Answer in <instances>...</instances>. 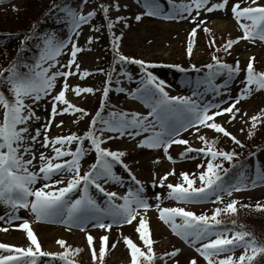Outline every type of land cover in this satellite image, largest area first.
Wrapping results in <instances>:
<instances>
[{"label": "rangeland", "instance_id": "374dc122", "mask_svg": "<svg viewBox=\"0 0 264 264\" xmlns=\"http://www.w3.org/2000/svg\"><path fill=\"white\" fill-rule=\"evenodd\" d=\"M191 2L192 0H171L170 3L169 0H159L160 10L156 15L150 16L146 14V0H108V6L106 3H103V6L109 8L107 19L114 22L111 30H109L105 24L107 19L102 15L98 0H87V3H84V0H77L75 11L84 15L94 11L97 14V9L99 12L87 24L82 25L78 29V35H75L72 29L66 28L68 23L66 22L65 13L59 14L57 20L50 22L47 29L49 32L48 36L46 38L40 37L37 40L42 53L46 46V40L49 38L59 43L65 39L63 43L67 44V47L61 48L60 54L55 59L49 60L47 63L40 62L43 68L48 69V75L50 76L58 71H68L62 65L67 64L71 59L73 43L81 49L76 57L80 72H88L90 75L83 79L80 78L79 74L69 76L67 79L68 91L66 92V100L73 106L86 111L88 115L82 119V113L56 115L52 121L50 131L47 132L49 139L66 137L70 134L82 137L89 131L92 118L101 106L102 100L112 106H121L126 110L128 118H132L133 115L143 118L151 112L152 101L147 96L137 93V89L142 87L141 81L146 80V75L134 64L126 63V65L122 66V71L118 68L116 71L115 68L116 80L106 83L110 90L108 96L104 97L103 93L106 84L103 87V75L99 73L98 66L110 54L112 57L114 53H117L128 59L139 60L146 65H151V67H147L146 71L156 77L158 82H162L164 91L167 92L169 97L191 98L201 106L211 104L219 105L220 108H227L245 87L243 82L246 79V69L250 58H255L253 61L254 72L264 74V41L260 39H241L243 31L233 17L232 5L239 2V0H228L224 10L207 12L206 9L211 7L212 4L222 2V0H209V3L200 10L198 16L194 5L191 16L187 13L178 14L180 5L190 4ZM258 3L264 6V0H258ZM172 5L177 7L173 8ZM27 6L28 0H0V11H13L16 7H20L23 10ZM117 6L119 11H116ZM247 6L255 5H251L250 0L248 3H241V7ZM137 16L141 17L139 21L136 19ZM118 18L119 22L116 23L115 21ZM193 18H195V23L192 22ZM200 21H204V23H200ZM240 23L250 24L251 22L241 20ZM194 28L197 29V35L195 38H191L190 33ZM205 29L208 31H205ZM116 37H119L118 50L113 45ZM89 38H92L91 43H89ZM229 40H238L239 42L234 43L228 51H224V45ZM189 43L192 44L190 61L194 69L186 71L184 73L185 77L182 78L181 73L175 69L178 65L185 63L184 57L189 55L187 51ZM217 55H221L219 59L221 64H226L232 68H235L238 62L239 72L229 73L226 69H222L219 72L212 73V82L202 83L203 69L208 63L213 61L212 57ZM52 64L56 66L50 67ZM72 71H77L75 65H73ZM64 83L63 77H58L51 93L39 102H34L31 98H25V103L34 111V117L29 121L27 127L32 134H35L36 129L41 131V136L37 142L33 143L30 140L26 142L31 150L26 154L22 152L25 161L32 160L28 170L38 174L36 182L30 186L34 190L43 188L45 184L52 183V181H45L40 178L42 174L39 173L42 163L40 160L41 153L47 157L54 155L51 145L47 148L43 147L45 134L43 125L49 119L53 102L52 98L60 92ZM77 86L80 88H92L93 93H82L77 96L71 90ZM65 107L66 105L57 104L58 111H62ZM181 107L180 105H173V112L169 113L171 120L176 122L177 127L181 117L180 113L175 110ZM236 109L239 111L236 112L234 109L236 118L232 119L230 123L231 114L217 116L214 121L209 123L214 122L221 125L236 140L244 141L255 129L252 127L251 118L253 116H259L260 118L264 116V90L257 91L256 86L253 85L252 90L247 94V98L241 100L236 105ZM216 110L215 107L212 109L213 112ZM24 114L27 115V112L25 111ZM0 120H2V109H0ZM149 121L156 125L155 131L161 130L155 117L150 116ZM61 122H63L62 126L57 127L56 125L61 124ZM98 124L103 127L102 123ZM147 124L148 122L146 121L145 125L147 126ZM130 131L134 132L136 129H130ZM152 131L150 128L148 132H141L140 135L134 138L127 133L123 136H120L117 132L108 131H105L102 136L101 133L98 134L106 141V143L101 145L102 148L125 153L121 159L127 165L128 173L114 169L116 177L119 179L103 181L108 191L117 193L121 197V200L115 199L119 205L123 203L122 198L129 193V190L135 191L141 186L144 189L142 197L147 200L149 208L147 211L142 208L139 209L137 218L132 224L115 225L110 231H106L95 227V221H86L83 225L85 230L82 231L79 225L66 224L59 217L38 222L30 208L12 209L6 204H0V218H2L0 219V228L8 229L7 231L0 230V244L29 247L26 233L20 230V226L24 222H28L44 251L61 254L67 252L73 255L74 251L79 250L83 264L94 262L86 239L88 235H91L94 240L93 247L97 250L95 264H131L130 250L125 245L124 239H131L143 252L147 249L136 232L139 220L143 217L148 223L151 239H154L152 251L162 250L166 254L177 252L173 257L182 262L196 261V264H208V261L197 249L203 243L208 242V240L215 239L216 236L212 235L207 240L193 244L192 238L185 239L174 234L171 226L159 219L157 205H159L160 209L183 208L196 216L211 217L217 209H222L231 200L245 199L258 202V199L264 197V179H261V177H264V157L261 154L258 155L259 162H254L253 160L251 163L252 168L243 171L234 185L225 187L228 190L233 186H239V191L232 190L230 195L227 191H220L218 192L219 198L216 194H213L200 201L184 203L169 198L167 185L182 184L181 173H187L190 178L195 180L193 186L198 188L201 184L199 176L206 171L208 162L211 161L213 164H218L220 161L212 160L211 156H206L197 151L190 152L185 157H182L181 153H184L188 147L193 149L204 148L207 151V145L214 140L221 144L220 148L214 147L215 150L229 152V148L232 146L231 138L203 126H199V130L196 127H189L187 131L181 130L180 134L175 137L176 139L188 141V144H173L166 155L162 148L151 149L138 146L152 135ZM201 136L204 137V140L200 139ZM109 137L113 138L108 139ZM56 147L60 146L56 145ZM76 147V142H73L70 146L65 145V148L70 151H75ZM83 147L87 150V154L80 162L81 171L91 165L95 158V152L92 150L90 141H85ZM168 156L172 158L171 161ZM63 159L70 160L71 157H64ZM198 165L201 167H198ZM257 169L260 171L259 174H257ZM172 172L175 174L168 175L164 185L160 186L161 177ZM71 178V173H64V184L56 185L54 188L46 190L55 191L59 187H64L67 180ZM59 179H61V176L53 177V181ZM253 181L256 182L253 183ZM184 186L186 187L187 185ZM157 195L160 196L159 200H157ZM75 198L76 196L72 195L73 201ZM31 199L33 198L29 197V200ZM95 199L99 204L104 203L99 197ZM10 215L19 217V219H13L9 222ZM220 217L222 216L220 215ZM104 222L106 224L111 223V220L105 219ZM175 223L181 224V218L176 217ZM226 233L228 238L232 237L233 233ZM103 236L108 237L109 244L105 257L101 261L99 248L100 238ZM57 241H64V246L61 247ZM112 244H115L114 248L111 247ZM47 246H51V248H46ZM244 251H246L245 246H238L233 248L231 252L223 253L214 259L219 261L229 256L232 258L240 257L245 254ZM8 254L0 250V255ZM41 263L59 264L55 261H42ZM140 264H147V262L142 260ZM166 264H173V259H167Z\"/></svg>", "mask_w": 264, "mask_h": 264}, {"label": "snow or ice", "instance_id": "6c2138e0", "mask_svg": "<svg viewBox=\"0 0 264 264\" xmlns=\"http://www.w3.org/2000/svg\"><path fill=\"white\" fill-rule=\"evenodd\" d=\"M169 2L171 3V0H169ZM248 2L249 0H239V2L233 4L231 8L233 17L237 20L243 31L241 39H260L264 41V6L260 5L258 0H250V4L255 6L241 7V3ZM84 3H87V0H84ZM208 3L209 0H192L190 4L180 5L178 14L183 15L187 13L191 16L194 5L198 16L200 10ZM227 4L228 0H222V2L212 4V6L208 7L206 10L207 12L224 10ZM145 7L147 9L146 14L150 16L156 15L160 10V6L156 0H147ZM172 7L176 8L177 6L172 5ZM102 11L107 19L109 8L102 6ZM116 11H119L118 6L116 7ZM94 16L95 12H88L87 15H84L75 10L68 9L66 11V22L70 25L73 33L78 35V29L82 25L87 24ZM136 19L139 21L141 17L137 16ZM241 20H247L251 23H240ZM115 22L118 23L119 18ZM192 22H196L195 18H193ZM113 23L114 22L111 20L108 21L107 26L109 30H111ZM200 23H204V21H200ZM205 31L208 30L205 29ZM196 35L197 29L194 28L190 33V37L195 38ZM91 42L92 38H89V43ZM238 42V40H229L224 45V51H228L234 43ZM113 45L114 48L118 50L119 37L114 39ZM63 47H67V44L63 42L56 43L52 38L47 39L45 49L40 57L41 61L47 63L49 60L55 59V57L60 54V50ZM80 51L81 49L73 43L71 47V59L67 64L62 65V67L68 69V71H58L50 76L48 75V69L43 68L41 63L35 65V69H40L38 72L35 71V69H29V72L21 73L17 65H12L4 71H0V82H6L13 94L12 101H9L3 94H0V109H2V120H0V204H6L12 209L30 208L38 222L59 217L63 219L66 224L79 225L82 231L85 230L83 225L86 221H95V227L106 231H110L115 225L132 224L137 218L138 210L142 208L147 211L149 204L147 200L142 197V193L144 192L142 186L135 191L129 190V193L122 198V204L114 205L111 203V201L116 198V193L106 192L99 181L108 179L118 180L119 178L114 176L113 165H121L125 170H127V165H124L121 159L125 153L111 151L101 147L102 144L106 143V141L101 138L102 134L105 131L117 132L120 136L127 133L134 138L140 135L141 132H148L151 128L153 130L152 135L142 141L138 146L151 149L162 148L166 155L173 144H188V141L176 139L175 137L180 134L181 130L187 131L189 127H196L197 130H199V126L210 128L217 133H222L225 137L231 138L234 143L240 144V141L231 136L221 125L209 122L214 121L217 116L231 114L230 123L232 119L236 118L234 109L236 112L239 111L236 109V105L239 104L241 100L247 98V94L252 90L253 85L256 86L257 91L264 90V74L254 72L253 61L255 58H250L247 66L246 79L243 82L245 87L227 108H220L219 105L211 104L201 106L191 98L169 97L167 92L164 91L162 82H158L156 77L151 73H146V80L141 81L142 87L137 89V93L147 96L148 99L152 101L151 112H149L148 116L140 118L133 115L129 120L126 113H112L111 119L105 120L101 118L100 111H97L96 116L90 123L89 131L82 137L70 134L66 137H57L50 140L47 132L50 131L52 121L56 115L82 113L81 119L88 115L86 111L73 106L66 100L68 77L79 74L80 78L83 79L90 75L88 72H80L79 64L76 63V57ZM187 51L189 56H191V43H189ZM212 59L217 69H226L229 73L239 72L238 62L237 66L232 68L226 64H221L216 56H213ZM118 62L138 64L141 66L142 70L151 67V65H145L144 62L139 60H129L123 55L118 56ZM73 65L76 67V72L72 71ZM55 66V64L50 65V67ZM206 67L211 70L213 65H207ZM5 73H7V75H5ZM58 77H63L65 83L60 92L52 98L51 113L47 123L43 125L45 133L43 137V147L47 148L51 145L54 155L47 157L41 153L40 160L42 163L39 168V173L42 174L40 178L45 181H52V183L45 184L43 188L34 190L30 186L36 182L38 174L28 170V166L32 164V160L25 161L23 159V154L31 150L26 142L29 140L33 143L37 142L38 138L41 136V131L40 129H36L35 134H32L27 127L29 121L34 117V111L25 103V98H31L34 102H39L51 93ZM110 81L111 75H109V83ZM71 90L77 96H80L82 93H93L92 88H80L78 86ZM109 90L106 84L103 93L105 98L108 96ZM121 91L123 90L121 89ZM58 103L66 105V107L62 111H58ZM173 105L182 106L175 110L180 113L181 117L178 127L176 122H173L169 116V113L173 112ZM214 107L217 109L215 112L212 111ZM102 109L103 100L101 101V110ZM25 111L27 115L24 114ZM150 116L156 118L161 128L160 131L154 130L156 125L149 121ZM36 119H38V117H36ZM260 119L259 116H253L251 118L253 128H256V122ZM146 121L148 122L147 126L145 125ZM98 122L102 123L103 127L97 129L96 124ZM62 123L63 122L56 126L61 127ZM22 125L23 127H21ZM130 129H136V131L133 132L130 131ZM97 131L101 133V136L96 135ZM112 138L113 137H109L108 139ZM200 139L204 140V137L201 136ZM85 141H90L92 150H94L96 154V159L95 162L91 164L90 170L81 175L80 162L87 154V150L83 147ZM73 142L77 143L75 151H70L65 148V145L70 146ZM56 145L60 147H56ZM193 151L211 156L212 160L217 159V157L228 161L233 159L232 153L217 151L211 144L207 145V151H205L204 148L193 149L188 147L184 153H181V156L185 157L188 153ZM64 157H71V159L64 160ZM168 159L171 161L172 158L168 156ZM198 167L201 166L198 165ZM219 168H221V165L213 164L209 161L206 171L199 176L201 186L198 188L193 186L195 180L190 178L189 174L181 173L182 184L167 185L169 189V198L187 203L206 199L213 194H216L218 197V192L220 191H227L229 195L232 190L239 191V186H233L228 190L224 188L222 177L217 172ZM64 173L72 174V178L67 180L66 186L59 187L55 191L46 190L54 188L56 185L64 184ZM174 174L175 173L172 172L161 177L160 186L164 185V182L168 179V175ZM54 176H61V179L53 181ZM261 179H264V177H261ZM255 182L256 181H253V183ZM81 185H83V195L79 199H75L74 201L71 200L70 194L79 189ZM184 185L187 186L185 187ZM89 186L94 187L108 198L109 206L107 209H100L95 200L88 196ZM29 197L33 199L29 200ZM159 199L160 196L157 195V200ZM157 208L159 210V219L169 224L174 234L185 239L192 238L193 244L207 240L208 237L212 235L216 236L215 239L208 240V242L203 243L202 246L197 249L205 260L208 261V264H252L255 255L264 254V245L256 242L255 239L251 237V233L237 232L232 234L231 238H228L227 233H217L213 231V229L220 224L217 217L220 215L221 211L233 214L236 212L235 201L229 203L223 210L217 209L211 217L204 215L196 216L194 213L185 211L183 208L160 209L159 205H157ZM176 217L181 218V224L175 223ZM13 219H19V217L10 215L9 222ZM105 219H110L111 223L106 224L104 222ZM0 230L7 231L8 229L0 228ZM20 230L26 233L31 246L22 248L0 244V250L9 253L8 255H0V264H37V257L51 256L54 259L57 258L56 254H50L42 250L41 244L37 236L31 230L28 222H24L20 226ZM136 232L139 234L143 244L147 247L148 252L145 254V252L141 251L131 239L125 238L124 243L130 250L131 264H139V258L141 257L147 264H152L154 260V253L152 251L153 241L151 240L148 223L143 217L139 220ZM86 239L95 264L97 250L93 247V237L88 235ZM57 243L61 245V247L65 244L64 241H57ZM108 244L109 241L107 236L100 238L99 257L101 261L105 257ZM238 246L246 247L245 254L241 255L238 260H233L231 256L219 261L214 259L223 253L231 252L233 248ZM111 247L114 248L115 244H112ZM248 249L251 250L253 253L252 255L248 254ZM176 254L177 252H173L168 255L175 256ZM67 255L68 253L66 252L60 255L58 259L64 262V264H71V261L66 259ZM190 264H196V261H191Z\"/></svg>", "mask_w": 264, "mask_h": 264}, {"label": "trees", "instance_id": "16d2710c", "mask_svg": "<svg viewBox=\"0 0 264 264\" xmlns=\"http://www.w3.org/2000/svg\"><path fill=\"white\" fill-rule=\"evenodd\" d=\"M74 1L76 0H28V6L23 8V10L20 7H16L13 11L1 10L4 12L0 11V71H4L12 65H17L21 73H27L29 69H33L36 61L40 59V49L35 41L36 37L45 34L47 22L55 18L57 12L70 9V5ZM98 2L102 11L103 3L107 4L108 0H98ZM97 14H99L98 9ZM102 15H104L103 11ZM109 20L105 21L106 25H108ZM118 56L119 54L117 53H114L112 57L110 54L99 65L100 69L103 70L105 68L103 72L101 71L104 76V84L109 80V75H111V80L115 79V68L117 71V65L120 63L118 62ZM216 57L219 60L221 55ZM184 59L186 67L189 68L190 56L188 55ZM212 62L215 64L214 61ZM179 68L182 69V67ZM0 93L9 101L13 100V94L6 82H0ZM98 111H100L101 118L112 112L118 113L112 111L110 104L106 102L103 103V109L101 110L100 106ZM239 141L240 144H236L231 140L232 146L229 148V153L233 154L231 161L223 158L218 160L221 168L217 169V172L222 177L224 187L233 185L240 172L249 167L250 158L253 155L260 152L264 153V116L257 121V126L252 130L249 137L244 141ZM210 144L215 148H220L221 146L217 140L212 141ZM233 201L236 202V212L233 214L221 211L220 215L222 217L220 215L218 216L219 218L217 217L220 224L215 229L231 230L235 233H251V237L256 242L264 245V197L258 199V202L235 199L228 201L226 205ZM226 205L221 210L226 208ZM151 240L154 242V239ZM74 252L71 256L79 260L80 253L78 251ZM153 253L154 260L152 264H166L167 259H173V264H190V262L185 263L177 260L162 250H155ZM248 254L252 255L253 253L250 250ZM238 258H233V260H238ZM142 260L143 258L141 257L139 264ZM252 264H264V254L255 255Z\"/></svg>", "mask_w": 264, "mask_h": 264}, {"label": "bare ground", "instance_id": "6f19581e", "mask_svg": "<svg viewBox=\"0 0 264 264\" xmlns=\"http://www.w3.org/2000/svg\"><path fill=\"white\" fill-rule=\"evenodd\" d=\"M46 248H51V246H47Z\"/></svg>", "mask_w": 264, "mask_h": 264}]
</instances>
